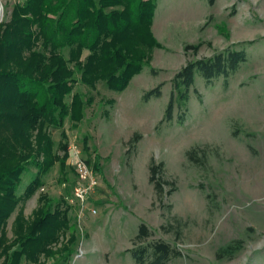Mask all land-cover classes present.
Listing matches in <instances>:
<instances>
[{"label": "rangeland", "instance_id": "1", "mask_svg": "<svg viewBox=\"0 0 264 264\" xmlns=\"http://www.w3.org/2000/svg\"><path fill=\"white\" fill-rule=\"evenodd\" d=\"M25 1L0 0V24ZM150 33L154 45L140 49L146 63L121 92L100 80L92 88L75 64L66 66L72 91L63 102L70 106L79 95L83 116L46 129L55 161L27 199L22 195L37 169L28 164L21 173L16 195L22 197L3 229L0 264L13 250L5 252L19 234L15 224L34 220L40 196L66 216V227L56 232L51 256L22 257L19 264H135L126 251L141 224L148 243L163 241L180 253L170 264H264V0H157ZM187 46H198L197 54ZM10 48L4 54L12 51L11 62L23 69L27 53ZM228 50L243 51L246 61L211 84L197 72L188 101L176 103L166 121L174 75L188 62ZM158 86L161 96L145 102ZM73 145L95 181L83 204L73 193L80 183ZM152 165L161 166L168 182L160 198L149 182ZM229 246L233 255L217 259Z\"/></svg>", "mask_w": 264, "mask_h": 264}, {"label": "trees", "instance_id": "2", "mask_svg": "<svg viewBox=\"0 0 264 264\" xmlns=\"http://www.w3.org/2000/svg\"><path fill=\"white\" fill-rule=\"evenodd\" d=\"M156 2L26 0L14 6L9 22L0 24V247L4 245L3 252V229L9 216L22 196L30 198L42 187V177L55 161L46 129L57 127L66 117L78 122L83 116L79 95H73L70 106L63 102L72 91L67 80L73 73L70 71V75L66 66L75 64L81 73V82L92 88L100 80L110 90H125L146 63L140 49L154 45L150 27ZM113 7L121 9L108 11ZM10 47L19 56L23 51L27 53L23 69L11 62L16 58L12 51L4 54ZM85 51L89 55L81 62ZM185 51L197 54L198 46H187ZM245 61L243 51L228 50L208 59L188 62L172 79L173 90L164 119H172L176 103L188 101L197 72L205 83L211 84L213 80L234 74ZM160 89L158 86L147 92L143 100L159 98ZM33 131L37 132L34 145ZM137 139L134 136L131 144ZM42 157L43 162L38 161ZM28 164L34 165L37 173L24 194L18 197L20 175ZM149 171V182L156 196L163 197L168 182L162 179L161 166L152 165ZM171 191L166 194L170 195ZM51 206L50 200L40 196L34 220L27 226L14 222L19 234H15L12 244L5 249L8 252L13 246L6 264H19L22 257L34 261L39 254L51 256L49 248L56 241V232L67 223L66 216H61L58 209L52 211ZM149 237L148 228L141 224L131 241L132 248L126 251L135 264H170L173 257L180 255L163 241L148 243ZM235 250L229 246L217 254V259L231 257Z\"/></svg>", "mask_w": 264, "mask_h": 264}, {"label": "built area", "instance_id": "3", "mask_svg": "<svg viewBox=\"0 0 264 264\" xmlns=\"http://www.w3.org/2000/svg\"><path fill=\"white\" fill-rule=\"evenodd\" d=\"M70 151L72 153V159L74 160V167L76 168L80 179V183L76 184L74 188V198H76V200H79L83 204L85 198L90 194L91 189L95 185V181L94 179H92L91 174H89L88 172L86 162L79 157L80 150L77 145L71 146ZM89 177V183L86 186L83 185V181H85ZM91 212L95 213L94 211ZM80 256L81 255H79V257Z\"/></svg>", "mask_w": 264, "mask_h": 264}]
</instances>
